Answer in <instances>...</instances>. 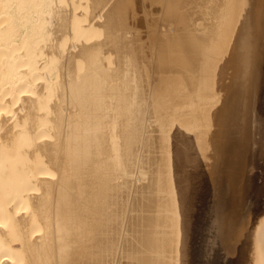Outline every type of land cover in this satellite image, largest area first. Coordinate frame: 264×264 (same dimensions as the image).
Wrapping results in <instances>:
<instances>
[{
	"label": "bare ground",
	"instance_id": "6f19581e",
	"mask_svg": "<svg viewBox=\"0 0 264 264\" xmlns=\"http://www.w3.org/2000/svg\"><path fill=\"white\" fill-rule=\"evenodd\" d=\"M136 1L0 0V264L178 258L200 120L216 155L210 227L264 264V208L248 203L263 171L264 0H163L158 34L144 22L156 1ZM141 7L147 95L129 21Z\"/></svg>",
	"mask_w": 264,
	"mask_h": 264
},
{
	"label": "rangeland",
	"instance_id": "374dc122",
	"mask_svg": "<svg viewBox=\"0 0 264 264\" xmlns=\"http://www.w3.org/2000/svg\"><path fill=\"white\" fill-rule=\"evenodd\" d=\"M134 1H136V0H134ZM142 1H140V0L136 1L137 5L139 2L138 6H136V4L134 2L135 6H133V9H135L134 7L138 8L142 4H144L142 6L148 10L149 6L147 5L146 2H144L145 0H142ZM155 1L156 2H154L153 6H155V4H157L160 7L159 11L162 12L161 11V9H163L162 3H164L165 1H163V0L162 1L160 0L161 2L159 0L158 1L155 0ZM145 5H147V6H145ZM157 5L155 6L157 10H155V9L153 10V8H155V7H152V6L149 7L150 11L144 10V8L141 7L142 9L140 8V10H139L141 12V14H138L139 12H137L138 11V9H137L136 10L137 14H136V12L135 13L132 12V13H134V15H130L131 19L129 21L131 22L134 20V18H136L135 16H137V19L141 20L144 18L142 16H147L148 14H150L147 16L148 18L145 17V18H147L146 20H145V18L143 19V20H145L144 21L145 23L147 21V23H146L147 25L143 22V20H142L143 23H141V21H139V20L137 21V19L134 20L135 22L133 21L134 26L135 25L140 26L139 30L137 29L138 28L137 26H135V28L137 27L136 29L134 27H132L133 23L131 24V26L129 24V32L131 34L130 37L137 34V33L139 36V37L137 36L138 39L140 37H143L142 33H144V36H145L144 39L140 38V40L143 39V41L141 40L143 42L141 44H140V42H141L140 40L137 39L135 41L136 35L131 37L132 38L131 43H133V42L135 43V44L133 43V46L137 45L138 43H139L138 44L139 47H141V45H142V48H139L138 45H137V47L139 49L135 48L136 46L133 48V50L135 49L134 50L135 62L137 63L138 66H139V64L141 66V67L139 66L140 68L138 67V70L141 69L139 71H142V72H139L142 74V75L140 74L141 75L140 80H141V78L145 80V81L141 80V85L142 84L144 85V83L147 82V80H150L151 72H149V71H151V69H150L151 67H147L150 65V63L147 64V62L150 61V59H148L150 56L149 55L150 52H148L150 50V42L148 43L149 39H148V37H146L147 36L146 32L148 34H151L149 32L155 31V30L158 31V27L160 25L159 24L160 19L156 20V17L152 16V14H154V16H158L157 18H159L161 16L160 15L161 13L158 11ZM143 10L147 11L148 14L145 12V13H143L144 15H142V12H144ZM149 16H150V18H149ZM132 17H134V18H132ZM152 17H153V19L155 18V20H152L151 19ZM149 20H152V22H150ZM136 21H137V23H136ZM155 21L158 22V25H157V23L156 24L154 23L155 26L152 25L150 27V25ZM148 22L150 24L149 26H148ZM138 23H141V24H138ZM131 28H134L133 30L134 31L136 30L135 32H137V33L133 34L134 31L131 30ZM141 28L142 29L145 28V30H148L149 32L145 31V30L143 32ZM153 29H155V30H153ZM140 31L142 33H140ZM157 31H155V32L158 34ZM139 33L141 36L139 35ZM156 33H154V32L152 33L153 35L155 34L154 38L152 35H150V36L148 35L150 40H155L157 38ZM133 38H134V40H133ZM136 42H138V43H136ZM145 42L148 44H144ZM143 45H145L144 48H143ZM122 46H123L122 47V55L127 60L128 57H130L132 55L131 48L129 46V42L123 41ZM146 46H149V47H147V49H149L148 51L146 49ZM137 50H138V52L140 51L142 54H140V52H139L141 57H140V55H137L139 58L136 61V59H137L136 54H138ZM143 50H145L147 52H144ZM143 52L148 53V56L145 57L146 54H144ZM141 58H143V59H141ZM146 58L149 61L148 60L146 61ZM139 59L142 60L141 63H140L141 60H139ZM145 61H146V64H142V63H145ZM142 66H144V67H142ZM142 68H145L144 69L145 71L142 70ZM143 71L145 72L144 74H143ZM146 76H147V78H146ZM143 81H144V83H143ZM147 83H149V81ZM143 85H142V90H144L143 91V95H144L146 92H148V89H147L148 84L147 85L145 84V86H143ZM143 87H144V89H143ZM145 88H146V90H145ZM146 95H147V93H146ZM145 98H147V97L144 96V99ZM138 99H139V96H138ZM144 102H145V100H144ZM146 102H147V99H146ZM146 102H145V104H147ZM142 107H143V105H142ZM263 108H264V106H263ZM263 119H264V110H263ZM157 123L159 124V122H157ZM185 139L187 140V143L192 142L193 146H194L191 153H186L187 156H190V158L192 160L191 161L193 164L192 171L194 173L192 178L190 179V181H188V183L186 185V198H187V200H185V203H188L189 213L191 214L190 220L187 223V227H189V234H188L189 240L187 242V245L186 244L184 245V247L185 246L186 247L181 252V255L180 256L178 255V258H177V254H172L173 256L172 255L170 256L167 253L168 256L167 255L165 256V253H162V252L156 253V251L153 250L154 252L151 253L152 250L148 251L149 252L148 256H149L151 263L154 262V264H168V263L174 264L175 263L174 261H177L176 264H248L247 257H249V254H248L249 253V251H248L249 246L245 240V237H241L236 242L234 241V244H232L233 241H231L232 245L230 246V244H229L230 241L227 244V240L223 239L222 237H219V236L217 237V234L215 233V231L212 229V227H210V226H212V223H210L211 222L210 220L214 215V213H212L214 210V204L213 203H215V201L217 199L215 197L216 190H215L214 184H213V182L210 183L212 181V179L210 178L209 173L211 171V165L215 161L216 155L214 154V151H213V146H214L213 139L208 135L207 130L205 129L202 120H200L199 125L195 129L193 128L192 131L188 132L187 136H185ZM138 140H139V137L137 138V144H135V152H136V146H138ZM263 162H264V154H263V158L261 161L262 166H263V171L258 170V169H254L252 172H250L251 175L252 174L257 175L256 179L253 182V188L250 190L251 196H250L249 201H248V203H252V206H251V210L253 212L252 214L259 213L264 208V164H263ZM134 166H135V163H133V165L131 167L130 176L133 174ZM211 184H212V188H211ZM211 193L212 194L214 193V196H212ZM211 196H212V199H211ZM210 199H211V201L215 200L212 203L213 206H211L212 204L210 203L211 202ZM123 200H126V199H123ZM209 205L212 208H210ZM208 209L211 212H209ZM206 214H207V216H206ZM209 215H210V217H209ZM208 223L211 225H209ZM225 242H226V244H225ZM237 242H239V244H237ZM226 245H227V248H226ZM227 250L230 253H228ZM151 255H153V256H151ZM157 255H158V257H157ZM175 255H176V257H175ZM169 256L174 257L173 260H170L172 258H170ZM224 256H225V258H224ZM230 256H231V258H230ZM165 257H166V259H165ZM153 258H156V259H153ZM162 258L164 260H166V262H164V261L161 262L163 260ZM167 258L169 259L168 262H167ZM152 260H154V261H152Z\"/></svg>",
	"mask_w": 264,
	"mask_h": 264
}]
</instances>
